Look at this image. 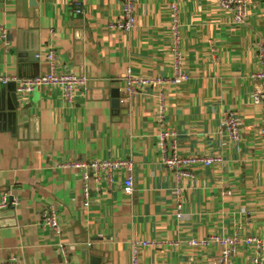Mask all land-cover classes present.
I'll return each instance as SVG.
<instances>
[{"label": "crops", "instance_id": "0c3cea01", "mask_svg": "<svg viewBox=\"0 0 264 264\" xmlns=\"http://www.w3.org/2000/svg\"><path fill=\"white\" fill-rule=\"evenodd\" d=\"M123 9L124 0H0V75L18 76V44L29 50L36 41L40 52L54 49L58 71L87 77L71 101L57 85L19 93L26 108L17 129L0 123V204L8 202L0 205V264L14 255L22 264H218L216 243L188 240L239 227L264 233L261 112L253 101L264 0H252L240 25L213 0H136L135 26L110 28ZM174 20L188 78L172 82ZM128 72L157 83L128 94ZM232 111L241 126L235 141L222 127ZM173 146L221 159L178 176L164 162L163 148ZM93 158H129L132 168L111 180L91 176L87 205L81 172L66 163ZM130 171L134 189L126 192ZM45 207L62 223L65 253L41 222ZM145 240L156 243L134 262L132 244ZM235 264H248L247 253Z\"/></svg>", "mask_w": 264, "mask_h": 264}, {"label": "built area", "instance_id": "2783aa9c", "mask_svg": "<svg viewBox=\"0 0 264 264\" xmlns=\"http://www.w3.org/2000/svg\"><path fill=\"white\" fill-rule=\"evenodd\" d=\"M222 12H225L229 17V22L240 25L245 22L248 15L252 0H213ZM176 5L171 4L172 8ZM76 13H83L84 9L81 5L75 8ZM137 21L136 16V0H124V9L120 17L110 24L112 29L131 30ZM171 34L174 40L173 47L170 49L172 54V66L175 68V76L170 80L187 79L188 75L183 71L182 64L184 63V55L178 47L179 27L174 20L170 26ZM4 32V31H3ZM4 35V34H3ZM40 60L44 61L49 69L36 76H16V75H0V81L16 82L18 93H30L36 88L45 85L60 86L63 96L67 100H73L77 92L86 87L87 77L82 74H76L70 71H58L56 69V52L54 49L46 50L37 54ZM259 69L254 76L258 82V89L253 96V101L260 108L261 117L258 134L261 141V154L264 159V41L258 45ZM155 78L145 76H134L130 72L125 75V87L128 94H134L140 86L154 85ZM160 109H163L161 106ZM223 131L230 140H238L241 135V126L236 115V112H230L222 123ZM169 132H164L162 139L168 136ZM165 152L164 162L167 168L174 171L178 176L192 175L191 167L194 164H203L210 166L218 161L221 157L218 154H190L183 155L178 153V150L173 146L169 152L168 148H163ZM67 166L79 168L83 180V190L86 197L85 204L88 205L90 198L89 179L94 176L99 182L102 176L108 180L112 179L114 173L125 167L132 168V161L129 158H93L90 160H73L66 163ZM134 189V178L131 171L124 180V190L132 192ZM13 203V202H12ZM14 203H17L14 201ZM7 206L8 202L0 204ZM181 216V213H178ZM41 222L43 225L51 228L56 235L59 236L57 242L58 247L65 253L66 239L63 238V226L58 217L56 210L53 207H45L42 211ZM156 242L145 240L142 243L134 241L132 244L133 261L138 260L141 248L144 246H152ZM191 246L208 245L216 243L219 246V255L217 258L218 264H235V257L240 252L247 253L248 264H264V233L245 232L240 230V227L235 229L230 234L217 235L212 234L204 239L193 238L188 240ZM3 264H22L17 256H10Z\"/></svg>", "mask_w": 264, "mask_h": 264}, {"label": "water", "instance_id": "95a60500", "mask_svg": "<svg viewBox=\"0 0 264 264\" xmlns=\"http://www.w3.org/2000/svg\"><path fill=\"white\" fill-rule=\"evenodd\" d=\"M19 49V75L22 76H36L40 73L41 70V60L37 56L40 50V44L36 41L33 42L32 46L29 50H23L20 48V44H18ZM32 66V72H27V66ZM112 102L114 106H119L121 102V95L118 88H115L111 91ZM24 107H21V101L19 99V93L16 89V82H2L0 81V123L5 121V119L9 120V128L12 129V132L15 131L18 127V122L25 115L22 111ZM12 204V200H10L9 205ZM13 208H9V211H12ZM5 212V211H3Z\"/></svg>", "mask_w": 264, "mask_h": 264}]
</instances>
